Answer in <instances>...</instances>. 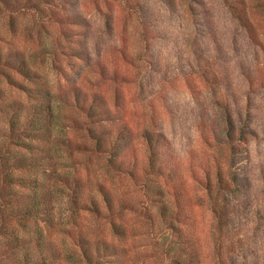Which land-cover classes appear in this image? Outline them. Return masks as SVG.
I'll return each mask as SVG.
<instances>
[{
    "label": "rangeland",
    "instance_id": "rangeland-1",
    "mask_svg": "<svg viewBox=\"0 0 264 264\" xmlns=\"http://www.w3.org/2000/svg\"><path fill=\"white\" fill-rule=\"evenodd\" d=\"M0 53L38 74L0 63V107L62 103L55 168L77 182L73 204L47 143L10 147L41 157L13 172L52 218L6 206L0 264H264V0H0Z\"/></svg>",
    "mask_w": 264,
    "mask_h": 264
},
{
    "label": "trees",
    "instance_id": "trees-1",
    "mask_svg": "<svg viewBox=\"0 0 264 264\" xmlns=\"http://www.w3.org/2000/svg\"><path fill=\"white\" fill-rule=\"evenodd\" d=\"M0 63H4L9 69L16 70L25 80L36 81L38 78L36 70L31 69L29 62L26 61L22 53L13 54V56L0 53ZM5 78L11 85L27 92L29 96L32 94L28 85L16 81L10 74L6 73ZM42 94L43 98L41 100H36L30 104H24L21 100L13 99L5 103L6 107H0V112L3 115L4 124L8 131V140L6 144L4 143V152H2V147L0 146V159L2 158L3 162L9 166L6 167L2 174L0 185L3 184L2 187L6 189V195L9 196L10 201L9 204L4 201V206L0 202V215L3 214V210L7 206L10 209L7 214L14 218H52L53 198L50 189L40 192L39 189L42 188V183L44 182L37 176L32 177L13 172L14 169L18 171H33L41 165V157L34 153L28 156L27 152L13 153L9 150L11 146H20L26 150L38 148V145L35 147L30 144L33 139L48 144L44 152H48L49 166H52L53 169L44 170L45 177L48 178L50 184L61 183V185L67 187L70 190L71 203L76 204V180L70 181V178H66L61 181L60 177L62 175L55 168L57 165L55 156H57L59 149V146L56 147V145L69 146L65 142L64 136L55 133L56 130L60 132L58 129H61L63 125L59 112L62 103L54 104L52 95L46 89L43 90ZM0 95H2L1 91ZM74 105H80L77 95L74 97ZM54 137L55 143H52ZM56 180L60 181L56 182ZM21 189L26 190L21 192ZM16 240L19 241V237Z\"/></svg>",
    "mask_w": 264,
    "mask_h": 264
}]
</instances>
